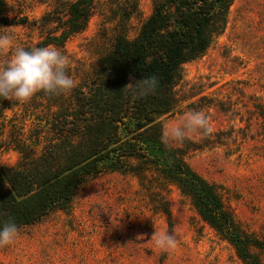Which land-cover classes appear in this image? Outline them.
I'll return each instance as SVG.
<instances>
[{
	"label": "rangeland",
	"instance_id": "374dc122",
	"mask_svg": "<svg viewBox=\"0 0 264 264\" xmlns=\"http://www.w3.org/2000/svg\"><path fill=\"white\" fill-rule=\"evenodd\" d=\"M63 1L8 0L15 22L1 29L0 37L10 43L0 48V67L16 47L28 48L39 40L41 16ZM113 2L99 0V11L84 30L63 47L48 46L67 58L66 72L73 81L111 48L121 30ZM138 6L139 13L127 21L128 37L151 13L152 0H138ZM175 90L178 101L163 125L188 111L206 114L210 136L197 133L188 139L209 145L190 151L186 161L221 187L243 230L264 237V0L233 2L224 31L201 56L183 65ZM6 114V120L0 119V140L8 119L14 118L11 111ZM17 160L16 151L0 147V164ZM166 199L169 219L136 178L102 172L80 186L67 210L19 228L13 242L0 247V264H243L174 186ZM162 232L176 236L174 247L154 245L151 235Z\"/></svg>",
	"mask_w": 264,
	"mask_h": 264
},
{
	"label": "trees",
	"instance_id": "16d2710c",
	"mask_svg": "<svg viewBox=\"0 0 264 264\" xmlns=\"http://www.w3.org/2000/svg\"><path fill=\"white\" fill-rule=\"evenodd\" d=\"M234 1L152 0L151 13L128 37L127 21L139 13L138 0H115L111 9L121 30L88 72L74 76L70 91H40L26 102L0 98L2 122L8 111L14 116L0 147L18 153L14 165L0 164V222L11 219L19 229L67 210L90 178L118 172L136 178L168 219L166 194L174 186L243 264H264V237L243 230L221 187L186 161L190 151L209 144L185 139L169 150L159 139L164 117L178 101L175 86L183 78V65L201 56L224 31ZM98 11L99 0L55 3L38 21L40 38L28 49L63 47ZM10 13L8 0H0V32L15 22ZM150 75L159 80L156 91L130 97L124 88L129 78Z\"/></svg>",
	"mask_w": 264,
	"mask_h": 264
},
{
	"label": "clouds",
	"instance_id": "9594fccd",
	"mask_svg": "<svg viewBox=\"0 0 264 264\" xmlns=\"http://www.w3.org/2000/svg\"><path fill=\"white\" fill-rule=\"evenodd\" d=\"M8 37H0V48L7 47ZM67 58L56 48L51 47H16L11 58L0 67V98L26 102L40 91L46 94H61L74 87L73 79L67 74ZM126 88L130 97L142 98L153 94L159 86L156 75L144 76L135 80ZM206 114L200 111H188L175 123L162 126L159 137L166 149L182 144L185 139L197 133H210ZM18 234L17 224L9 219L0 222V247L11 244ZM156 247L166 250L176 244V236L169 232L153 233Z\"/></svg>",
	"mask_w": 264,
	"mask_h": 264
}]
</instances>
